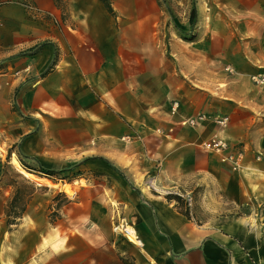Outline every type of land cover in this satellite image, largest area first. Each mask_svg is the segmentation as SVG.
<instances>
[{
    "label": "crops",
    "instance_id": "obj_1",
    "mask_svg": "<svg viewBox=\"0 0 264 264\" xmlns=\"http://www.w3.org/2000/svg\"><path fill=\"white\" fill-rule=\"evenodd\" d=\"M109 3L0 0V159L72 190L36 183L9 227L0 191V264H264V0H194L175 24L158 0ZM198 113L227 121L183 123ZM196 187L222 214L167 197Z\"/></svg>",
    "mask_w": 264,
    "mask_h": 264
},
{
    "label": "rangeland",
    "instance_id": "obj_2",
    "mask_svg": "<svg viewBox=\"0 0 264 264\" xmlns=\"http://www.w3.org/2000/svg\"><path fill=\"white\" fill-rule=\"evenodd\" d=\"M160 9L167 13L170 18L172 19L173 23L175 24V21L178 19L181 21L183 18L186 17L187 13L191 11L192 5L194 3V0H158ZM175 18V19H174ZM59 178H66V176L63 175H53L52 178H50L53 182H55L57 185L50 186L52 191H49L48 194H44L45 197H51L50 195L54 192L55 198H58L57 201L58 204L62 202V199H60L62 193H68L69 195H72L71 186L69 184L68 191H66V186L68 183H64V181H54ZM58 182V183H57ZM37 181L30 179L23 174H21L10 162L8 159L1 160L0 159V191L3 192L5 195H7L6 204L4 205V214L3 218L5 219V227H9L8 223V216H6V206L12 200L15 196V193H17L16 197L17 200L15 201V207L16 210L19 211L20 208L25 207L26 203L30 200L31 193L34 190ZM39 184V183H38ZM42 185V184H41ZM155 185H157L155 183ZM45 185H43L44 188ZM40 189L39 191H43L44 189ZM194 189V188H193ZM202 190V187H196L194 190H192L189 194L186 193H175L178 196H180L181 201L178 202V206L180 209L187 213L189 216H193L196 220H201V218H204V214H210V213H221L222 210L220 209H209L208 206H210L207 201L203 198V196L199 195L196 192H200ZM204 199V200H203ZM56 199H53V201ZM220 205H224L223 202H219ZM54 213L52 212L49 214V216L53 217ZM10 219V218H9ZM251 219V218H249Z\"/></svg>",
    "mask_w": 264,
    "mask_h": 264
},
{
    "label": "built area",
    "instance_id": "obj_3",
    "mask_svg": "<svg viewBox=\"0 0 264 264\" xmlns=\"http://www.w3.org/2000/svg\"><path fill=\"white\" fill-rule=\"evenodd\" d=\"M251 79L254 84L264 87V72H258V73L253 74L251 76ZM206 120H209V121L211 120L218 124H225L227 121V117H222L219 115L210 116L206 113H198L194 117L185 119L183 123L191 125V126H195L199 122L206 121ZM203 145L207 149H215V150H225L226 148H228V144L225 141L219 138H216V137L211 138L208 141H205ZM223 160L230 161L231 163H236V159L231 155L223 156ZM112 221H113L112 229L114 232L123 235L128 240L134 243H140V239L138 235L136 234L135 230L132 229L131 226L127 224L123 215H121L117 210L114 211Z\"/></svg>",
    "mask_w": 264,
    "mask_h": 264
},
{
    "label": "trees",
    "instance_id": "obj_4",
    "mask_svg": "<svg viewBox=\"0 0 264 264\" xmlns=\"http://www.w3.org/2000/svg\"><path fill=\"white\" fill-rule=\"evenodd\" d=\"M107 8L108 11H111V5L109 3V0H102ZM195 14H196V10L195 7H193L191 9V16H190V20L193 23L195 20ZM24 164V163H23ZM25 165V164H24ZM28 166V165H25ZM35 171L38 173H42L44 175H46L49 178H52L53 175H57V174H62L63 172H65V170H52V169H47L44 167H39V168H35ZM17 193H15V196L12 200H10V202L8 203V205L6 206V216H8V223L9 224H14L16 223V219L19 218L24 210V207L20 208L19 211L16 210L15 207V201L17 200L16 197ZM168 198H172L175 199L177 201V203L179 201H181L180 196H178L175 193H170L167 195ZM10 218V219H9Z\"/></svg>",
    "mask_w": 264,
    "mask_h": 264
},
{
    "label": "bare ground",
    "instance_id": "obj_5",
    "mask_svg": "<svg viewBox=\"0 0 264 264\" xmlns=\"http://www.w3.org/2000/svg\"><path fill=\"white\" fill-rule=\"evenodd\" d=\"M13 166L24 176L33 179L35 181H37L40 184L43 185H47V186H53V185H57L55 182H53L49 177H47L46 175L42 174V173H38L36 171H33L32 169L27 168L25 165H23L15 156H13L11 158L10 161ZM87 181V180H86ZM153 182V181H152ZM71 183H80V181L73 179ZM69 188V183L66 186V191H68ZM245 241L249 244H252V238L250 235H247L244 237Z\"/></svg>",
    "mask_w": 264,
    "mask_h": 264
}]
</instances>
